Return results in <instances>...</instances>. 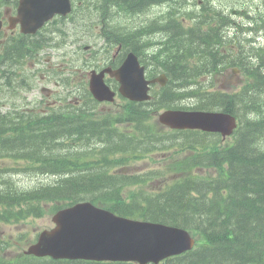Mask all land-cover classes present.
<instances>
[{
  "label": "trees",
  "instance_id": "trees-1",
  "mask_svg": "<svg viewBox=\"0 0 264 264\" xmlns=\"http://www.w3.org/2000/svg\"><path fill=\"white\" fill-rule=\"evenodd\" d=\"M151 1L168 0H111L133 13L141 12ZM213 12V17L208 11L203 14L207 30L201 24L187 28L183 23L166 24V32L173 35L160 66L170 81L157 100L128 102L115 117L107 114L98 118L94 106L85 102L80 108L67 106L46 115L22 117L18 127L0 124V157L12 156L26 161V170L55 175L52 183L23 188L5 174L10 170L0 167V222L19 223L42 216L46 213L42 202L67 201L68 206L92 200L124 216L197 231L200 243L196 251L162 264H264V147L260 144L264 139V55L259 51H252L253 55L246 52V57L233 53L229 59V65L244 60L250 73L249 82L240 92L227 94L212 90L214 83L202 85L201 75L227 62L219 48L225 37L222 22L230 19L218 10L220 23L213 25L217 14ZM105 32L127 49L144 54L137 33L113 27ZM14 46L22 51L19 66L14 69L17 76L31 51L22 43L9 46L8 59L11 56L12 61L15 57L10 51ZM247 58L253 60L251 64ZM192 96L199 107L215 106L233 112L241 125L228 145L209 153L210 149L203 148V153L188 163L175 149L176 139L160 129L154 112L176 102L187 104ZM86 100L91 101L90 92ZM117 122L127 123L125 131L118 129ZM195 142L186 138L189 146L184 148L191 150ZM147 146L151 147L150 154L167 151L168 157L162 155L161 165L147 167L142 174L125 173L124 165L138 162L137 148ZM116 165L121 168L113 172ZM61 207L54 203L48 211ZM8 244L0 241V248ZM73 262L35 258L24 252L14 259L0 258V264H78Z\"/></svg>",
  "mask_w": 264,
  "mask_h": 264
},
{
  "label": "water",
  "instance_id": "water-1",
  "mask_svg": "<svg viewBox=\"0 0 264 264\" xmlns=\"http://www.w3.org/2000/svg\"><path fill=\"white\" fill-rule=\"evenodd\" d=\"M47 1V2H46ZM65 0H45L40 17L29 12L25 20L31 31H36L57 13L71 11ZM26 5V3H23ZM145 67L136 53L131 52L116 70L107 68L93 71L90 89L99 101H114L117 94L105 81L107 71L120 81L119 92L132 101H146L150 95V82L166 83L162 76L146 80ZM160 122L173 129L203 128L231 134L237 126L236 117L229 112L167 109ZM57 226L44 230L37 243L25 252L29 255L51 256L56 259L86 258L111 261H137L141 264L158 263L179 254L194 244L185 228L172 227L145 220H135L111 210L98 207L91 201H81L55 213Z\"/></svg>",
  "mask_w": 264,
  "mask_h": 264
},
{
  "label": "flooded vegetation",
  "instance_id": "flooded-vegetation-1",
  "mask_svg": "<svg viewBox=\"0 0 264 264\" xmlns=\"http://www.w3.org/2000/svg\"><path fill=\"white\" fill-rule=\"evenodd\" d=\"M70 1L72 6L70 13H57L52 20L47 21L35 33H25L23 20L28 16L29 12L32 11L33 14L34 12L36 14L39 11L37 7L32 8L34 4L45 3V0H0V90L4 94L0 99V113L2 114L1 118L5 119L11 128L13 124L18 127L22 117L30 115V109H34L33 106L29 105L31 104V99H27L26 96L33 89L31 83L34 77L28 71L24 72V70L16 72V74H21L20 77L18 75L14 76V69L18 66L22 51L17 46H14L10 51L15 57V60L12 61L11 56V59H8V47L22 43L25 49H30V58L33 57L32 61L36 62L42 61V52L53 47V44L58 47L64 43L67 52H78L79 48H81V52L84 53L87 50L82 40L85 39L86 34H92L93 30L87 28L86 24L94 25L99 29L101 23V30H104L108 26L109 17L105 18L108 9L110 12L116 9L111 6V0ZM23 3H26V5H23ZM38 16L40 17L41 14ZM99 34L104 41L103 33L99 32ZM161 36L162 32L152 30L148 32L146 37V55L144 57L140 55V58L142 64L148 69L154 66L153 59L159 52ZM245 39L256 46L263 45L254 39V32H249ZM114 40L111 37H107L105 40L106 59L93 64V68L99 71L106 67L118 68L126 58L127 51H134L127 49L123 43H116ZM81 52L72 56L73 61L68 63V65L72 66L71 70H69V67H65V72H67L55 80V84L67 88L66 98L58 97L49 102L46 108L40 109L42 115L49 114L55 110L65 109V106L80 108L84 104H81V88L85 89V85L89 83L90 71L93 68L90 71L84 69L88 61ZM52 69L54 67L51 65L47 66V73L43 74L42 80L50 81L52 79ZM56 70V73H61L59 67H56ZM106 80L114 88L119 85L108 73L106 74ZM73 84H76V86H72ZM42 91L51 92L52 88L44 86ZM19 93L23 98L22 101L16 98ZM43 102L45 103V101Z\"/></svg>",
  "mask_w": 264,
  "mask_h": 264
},
{
  "label": "rangeland",
  "instance_id": "rangeland-1",
  "mask_svg": "<svg viewBox=\"0 0 264 264\" xmlns=\"http://www.w3.org/2000/svg\"><path fill=\"white\" fill-rule=\"evenodd\" d=\"M213 3L220 9H223L227 12L231 13V10L234 11L237 9H249L250 14L252 16H255L258 12V8L263 7V1L264 0H212ZM172 6L171 3L165 4L163 6L158 7L155 10L156 11L161 9L162 11H167L169 7ZM196 10L200 11L201 6L199 3V0H189L185 6L182 9V12ZM232 11V19L235 23H233L230 26H225L226 28V34L227 38L230 40L236 39L241 40L244 44H246V48L250 49L252 44L249 41H246L245 38H247L250 31H240L238 26L242 25L244 27H255V24L253 23V20L251 18H247L246 15L243 14H236ZM238 12V11H237ZM144 14H133L131 16H116L112 20H120L122 24H128L129 26H135L140 24L144 20ZM86 27L92 30V34H86L85 39L82 40V43L86 46L88 44L94 45L92 53L96 54L97 57L92 59L90 62H87L84 69L86 71H90L93 68V64L97 63L98 61L104 60L107 53L101 50V44L103 43L102 38H100L97 34L99 30L94 25L86 24ZM94 33V34H93ZM87 50V49H86ZM81 52V48H79L78 52H67V49L60 47V48H48L42 52V61L36 62L32 61V59H28L27 63L25 64V69L28 71L31 75H33L35 80V86L30 91V93L27 96V99H31L30 106H33L34 109H30L29 114L32 116H39L42 115V112L40 109L46 108L47 104L49 102L53 101L55 98L58 97H65L66 98V90L67 88H64L63 86L55 84V80L59 79L61 75H64L65 67H69V70H71L72 66L68 65V63H71L73 61V57L77 53ZM82 55H85V58H89L87 52H81ZM255 60V59H254ZM51 65L54 67L52 69V79L49 81L42 80L43 74L47 73V66ZM19 66V65H18ZM17 66V67H18ZM56 67H59L61 69V73H56ZM37 70V71H34ZM231 71V70H229ZM206 80V79H203ZM247 78L244 74H239L235 80H233L228 87H224V90H239L241 86L246 84ZM205 85V84H204ZM46 86L49 88H52L51 92H44L42 91V88ZM72 86H76V84H73ZM217 88V87H215ZM86 90V89H85ZM84 89L81 88V104L88 102L91 105H98V107L102 108L103 110H112L111 106L105 107L103 103L98 104V102L95 101H88L86 100V95L84 97L83 95ZM4 94H0V99ZM16 98L19 101H22V96L19 93L16 95ZM118 101H122V99H117ZM45 101V103L43 102ZM188 104L193 105L196 104V99L190 101ZM0 124H8V122L0 118ZM36 131V130H35ZM31 140V139H30ZM33 141V139H32ZM228 142H225V144ZM264 147V139L260 143ZM28 164L25 163L24 160L18 161L12 156H5L0 157V167L1 168H7V170H10L9 172H6L5 174L7 176H10L13 181L19 186H22L23 188H34L36 186H41L43 184H49L52 183L54 180L55 175L54 174H46L41 173L36 170H26L23 167H26ZM20 170H15V169ZM57 176V175H56ZM5 179H8L4 176ZM52 181V182H51ZM58 205L65 206L67 204V201L64 202H55ZM53 203L47 202L44 203V207H46V213L42 216L38 217H30L27 220H24L19 223L10 222V223H4L0 222V238L2 239H9L11 238L13 240V244H11L7 251L2 250L0 255L5 254L3 258H14L17 256V254L24 248H26L31 242L35 241L36 237L39 235V233L46 229L51 228L54 226L53 222V213H50L47 211L50 209L51 205ZM22 234H24V238L22 239Z\"/></svg>",
  "mask_w": 264,
  "mask_h": 264
},
{
  "label": "bare ground",
  "instance_id": "bare-ground-1",
  "mask_svg": "<svg viewBox=\"0 0 264 264\" xmlns=\"http://www.w3.org/2000/svg\"><path fill=\"white\" fill-rule=\"evenodd\" d=\"M211 83H213L212 81H210V82H208V83H206V85H211ZM205 85V86H206ZM212 90H214V87H212ZM195 99V96H192V97H190L188 100H187V103H189L190 101H192V100H194ZM11 142V141H10Z\"/></svg>",
  "mask_w": 264,
  "mask_h": 264
}]
</instances>
